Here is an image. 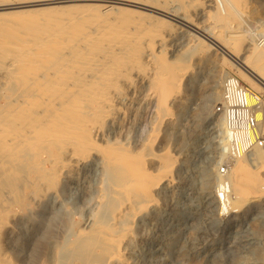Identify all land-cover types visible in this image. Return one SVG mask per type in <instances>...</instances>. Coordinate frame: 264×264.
<instances>
[{"label":"rangeland","instance_id":"rangeland-1","mask_svg":"<svg viewBox=\"0 0 264 264\" xmlns=\"http://www.w3.org/2000/svg\"><path fill=\"white\" fill-rule=\"evenodd\" d=\"M6 1L0 0V3ZM158 1L161 0L151 2L157 4ZM194 1L173 0L172 6L166 5L169 13L185 17L189 22V25H180L170 21L173 30L165 29L169 34H165L168 42L164 58L177 66L183 62L177 81L172 83L175 88L171 91L170 85L169 89L165 88L168 91L165 96L169 97L162 98L164 95H157L155 87L152 89V79L155 78L152 70L143 74L142 71L130 72L131 80L124 82L125 88L115 97L117 111L114 116L102 122L100 131L90 130L99 147L106 146L107 149L108 144L110 148H118L120 144L121 150L132 151L131 155H126L127 159L133 153L139 157L140 154H150L145 156L139 169L155 177L157 174L154 173L165 164L160 158L163 154H170L173 163L169 173V168L163 169L168 173L167 179L155 183V186L153 183L151 187L154 198H157L156 204L138 211L139 214L135 209L129 213L133 209L131 191L127 195L128 201L126 198L113 212L109 208L114 201L110 193L112 183L109 184L110 179L106 178L111 175V170L109 166L105 169L109 173L104 170L107 162L100 154L101 147H95L97 151L101 150L99 154L93 150L87 159L73 162L69 146L60 148L66 149L63 155V151L50 141L37 140L28 152L26 150L29 158L19 168L23 170L21 174H14L17 170L13 163L0 162V264H264V191L249 194L242 205L234 202L238 196L228 186L230 173L217 174L218 167L229 160V155L221 145L220 117L213 111L220 100L221 82L227 75L241 79L259 92L264 101V87L251 84L248 74V77H242L238 64L239 59L246 63L253 56L255 45L264 48V0H234L242 14L240 18L233 13L228 12V15L218 0ZM100 3L97 0L46 1L43 5L0 9V14L43 10L46 15ZM141 13L136 21L143 18ZM237 24L240 31L236 33L243 34L246 39L235 53L238 58L234 59V56L222 52L218 43L222 44L223 38L228 39L231 28ZM6 79L5 74H0V104L14 96L3 89ZM68 95L65 98H69ZM157 96L166 100L163 105L169 112L164 110V117L161 116L163 110L161 114L159 107L156 108ZM260 117L261 113L258 120ZM260 153L264 151L243 161L263 178ZM54 158L61 162L65 160L64 168ZM52 160L57 162V168L62 169L51 168ZM7 168L11 172L8 182L4 183ZM130 214L132 220H129ZM100 218L107 225L101 224L109 227L112 233H124L123 261H104L96 248L97 242L85 248L92 228L99 229L97 223L103 222ZM102 225L99 226L102 228ZM79 244L77 253L70 254V248ZM88 251L90 256L86 259L83 255Z\"/></svg>","mask_w":264,"mask_h":264},{"label":"bare ground","instance_id":"bare-ground-1","mask_svg":"<svg viewBox=\"0 0 264 264\" xmlns=\"http://www.w3.org/2000/svg\"><path fill=\"white\" fill-rule=\"evenodd\" d=\"M46 1L55 2L57 0H8L0 3V9L43 5ZM97 1L102 3L97 6H86L88 8H72L73 11H68L66 8L67 11L57 10L53 14L46 15L43 14V10L14 11L0 14V74H5L7 76L5 81L8 80L3 83V89L14 93L10 101L5 104L2 103L3 105L0 104L2 105L0 107V149H3H1L0 162L13 163L12 166L17 170H14L16 171L14 174H21L23 170H19V168L27 162L29 158L27 152L37 140L50 141L51 143H48L57 149L59 148V151L69 146L73 162L82 161V159L90 156L93 150L97 154L103 150L100 154L106 158L107 162L104 170L108 169V166L111 170V175L106 177L107 180L110 179L109 184L112 183L110 193L111 197H114V201L109 207L110 210H115L117 206L119 209V205L121 206L126 198L128 201L127 195L133 191L131 198L133 209L129 213L134 209L138 212L156 204L157 200L155 199L157 198H154L151 187L153 183L155 186V183L167 179L166 176L173 163L170 160V154L167 156L163 154L161 158L159 157L165 164L159 168L158 173H154L157 174L155 177L147 171L139 169L145 156L150 154H142L143 156L140 154L139 157L133 153L134 155L132 154L130 158L135 160L127 159L126 157L131 155L132 151L128 153L122 149L125 151L123 153L124 151L119 148L120 144L118 148H110L111 145L107 144V149L106 146H104L105 150L104 147L100 146L101 150H99L100 147L90 135L92 132L90 130L95 129L97 132L102 129L100 128L102 122L117 111L115 109L117 98L115 99V97L119 95L125 86L124 82L130 78L129 75L132 72L140 73L142 71L143 74L144 71L152 70L155 75V78H151L154 80V85L150 82L152 89L155 87L154 90L159 93L157 95H164L162 98L167 99L169 97H166L168 91L165 88L171 86L170 91L171 88H175L172 83L175 84L173 81H177L178 73L182 71L183 62L181 66L172 62L175 66L172 67V63L164 58L168 42L165 34L168 35L169 30L170 32L173 30L170 21L180 25H189V22L185 17L173 15L166 10V5L172 6L170 4L173 3V0H169V2L161 0L157 4H153L152 0L150 1L152 4L149 1L140 0ZM209 1L215 2L216 0ZM218 1L221 2V7L227 11V14L228 12L233 13L238 17L242 15L237 10L234 0ZM114 4L119 6L115 7ZM125 6L134 9H128ZM138 9L147 13L143 12L142 14ZM140 13L143 18L141 17L140 21H136L140 18ZM191 26L193 25L191 24ZM165 29L169 30L166 31ZM238 31L240 30L237 24L231 28L229 38H223L222 44L218 43V48L222 52L234 56V59L238 58L235 53L238 52L246 39L243 34L238 35L236 33ZM258 47L255 45L256 50L253 49V56L248 57L247 64L240 59L238 64L241 68L240 75L246 78L248 74L249 82L258 88H262L264 87V48L259 49ZM259 61L263 62L259 63ZM162 91L163 93H160ZM68 94L70 97L65 98ZM165 94L167 95L165 96ZM162 98L159 99L158 97L156 106L157 109L159 107L161 110L156 109V111L161 112V114L162 110L164 113L165 108H167V106L165 107L166 102L164 103L166 100ZM250 102L259 104L256 118L258 120V114L261 113L258 121L264 130V115H262L264 101L260 98L251 97ZM164 115L166 116L165 113L161 116L164 117ZM41 126L44 127L41 128ZM39 127L41 129H38ZM94 137L96 138V135ZM96 146L99 147V153ZM36 155L34 154V156ZM260 155L264 168V153H260ZM54 159L58 161L57 158ZM243 160L244 158L231 160L229 166L231 177L229 176L227 181L229 182L228 186H231L230 191L232 190V193L238 196L237 199L233 198L238 205H242L249 194L264 191V177H260L258 172L252 170ZM52 162L51 168L56 169L57 162L55 160ZM58 162L62 168L66 165L65 160ZM9 168L5 171L7 178L4 183L8 182L9 172L13 170ZM164 168H169L167 174L164 172ZM39 169L42 170V167L40 166ZM126 178L130 179L127 181ZM128 216L126 217L131 218L132 215ZM99 223H97L99 229L95 226L92 228L87 237L88 243L85 248L97 242L98 247L96 248H99L98 252L104 261L111 262L118 259L123 261L124 255L121 246L124 233H120L121 235L118 232V234H114L111 229L109 231V227L103 226L107 225L104 224V221H99ZM99 225H102V228ZM78 246L80 244L70 246V254L71 252L77 253L78 248H80ZM86 254L83 256L88 259L89 251ZM85 262L87 263V261Z\"/></svg>","mask_w":264,"mask_h":264},{"label":"built area","instance_id":"built-area-1","mask_svg":"<svg viewBox=\"0 0 264 264\" xmlns=\"http://www.w3.org/2000/svg\"><path fill=\"white\" fill-rule=\"evenodd\" d=\"M261 94L233 75H227L221 82L220 100L213 108L221 121V145L228 151L227 162L217 169L218 175L229 172L233 158H246L258 155L264 148V130L256 118L258 103L250 98L259 99Z\"/></svg>","mask_w":264,"mask_h":264}]
</instances>
